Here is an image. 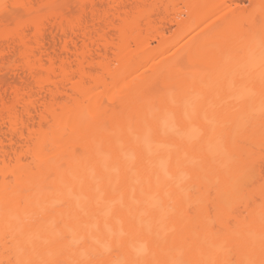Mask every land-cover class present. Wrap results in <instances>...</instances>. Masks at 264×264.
Instances as JSON below:
<instances>
[{
  "label": "bare ground",
  "instance_id": "6f19581e",
  "mask_svg": "<svg viewBox=\"0 0 264 264\" xmlns=\"http://www.w3.org/2000/svg\"><path fill=\"white\" fill-rule=\"evenodd\" d=\"M102 1L0 0L1 222L15 215V203L31 200L41 213L25 215L50 225L42 228L44 241L33 242L45 243L41 249L32 243L24 254L28 247L21 249L15 228L0 224L1 238L7 233L11 241L8 248L0 238V250L25 249L19 256L33 253L49 264H233L232 256L237 264H264V235L229 238L224 254L188 246L205 229L213 233L209 241L230 236L239 219L220 198L210 202L216 228L202 218L206 203L191 216L182 213L179 156L192 148L185 138L191 126L231 104L221 97L233 75L215 69L200 76L182 68L185 61L202 64L211 48L197 54L190 46L174 61L151 60V41L167 42L161 22L171 23L174 8L186 7L193 20L219 13L226 0H107L113 12L99 10ZM245 25L264 26V12L228 11L204 46L223 48ZM245 129L227 133L226 150L249 138ZM241 151L240 160L259 174L264 153ZM261 225L262 213L246 228Z\"/></svg>",
  "mask_w": 264,
  "mask_h": 264
},
{
  "label": "rangeland",
  "instance_id": "374dc122",
  "mask_svg": "<svg viewBox=\"0 0 264 264\" xmlns=\"http://www.w3.org/2000/svg\"><path fill=\"white\" fill-rule=\"evenodd\" d=\"M212 1L217 0H204L206 3ZM106 2L107 0L98 2V9L105 12L109 8L113 12L114 9L110 6L108 7ZM226 3L228 6L219 13L193 20L188 18L186 7L178 5L172 10L170 18L168 17L171 23H165V20L161 22L162 27L159 26L163 30L167 42L161 46L160 43L153 40L150 45V51L154 56V59H151L153 62L156 59L159 60L161 57H169L170 60L174 61L176 56L179 57L184 54L190 46L196 47L195 53L197 54L203 51L208 53L211 48L213 54L211 57H207V60L202 64L183 61L184 63L181 64L182 68L186 71H196L200 76L215 69H221L233 75L231 87L227 88L221 97L223 98V102L231 104L227 107L222 104L223 106L212 118H202L196 126L190 127L189 134L191 137H186L185 142L187 143L186 147L192 148L183 150L179 156L180 169L177 174L179 182L186 187L182 200V213L184 216H191L198 205L206 203L207 209L204 210L202 218L205 221L213 222L212 224L215 226L214 219L217 212L213 210L210 202L215 198L218 200L220 198L225 205L224 207L226 209L231 208L232 213L237 215L240 220H237L238 222L233 221L229 237L209 241L207 236H210V233H212L210 232V228L209 230L205 229L202 237L190 239L191 243L188 246L191 248L203 247L208 252L222 249L223 254L228 249L229 238L235 239L243 235L253 237L264 235V227L262 225L250 227V229L248 228L249 230L246 228L247 222H252L261 213L264 215V199H261V196H264V168L260 167L262 171L259 170V174H254L250 170L251 167L246 165L245 159L240 160L239 158V155H245L241 151L243 148H250L252 153L256 154L259 152L264 153V26H256L251 30L245 25L244 28L246 29L240 30L239 33H230L228 39L222 45L223 48L216 49L213 45L211 47L204 46V41L209 36L210 30L214 27L213 25L219 17L224 16L230 10L242 12L243 15L253 14L257 16L264 12V2H259L258 0H226ZM70 6L74 10L70 14H75L77 10L73 2H71ZM126 9H130L129 6ZM110 33L114 37L113 33ZM179 36L180 38H178ZM218 99L220 97H217ZM214 106H219V104H214ZM214 106L202 111V116L210 115L215 108ZM243 126L246 128L245 130L249 138L247 140L238 139L237 142H234L230 151L226 150L230 146L225 141L227 133L230 130H236L240 133ZM256 141H258V144H256ZM208 169L211 170L209 171ZM212 172H216L218 176L213 177L211 175ZM245 197L247 202L246 210H244L245 207H242ZM29 201L28 204L25 203L28 202L25 200L21 201V204L15 203L14 206H17V209L13 207L16 209L13 210L15 215L13 214L14 216L7 218V225L9 226L6 225L7 222L3 223L7 228L10 225L15 228L16 232H14V235L15 233L16 235L19 234V240L18 238L17 240L20 241L16 242H18L19 246L22 245L23 247L24 245L28 249H24V253L22 250L18 252L15 248L16 254L11 252L13 249L8 251L11 241H9L10 236H7L8 234L5 233L6 237L1 238L0 236V238L2 241L9 237V239L5 240L8 243V248H4V251L0 250V264H49V261H47L49 258L41 259L38 254V259L36 257V260L32 256L33 253L27 254L26 256L28 257L25 262H23V258H26V256H19V254L21 255L20 252L26 254L27 251L28 253L29 247L32 246L33 242H43L46 234L42 228L45 226L50 227L47 224L49 221L36 215L41 213L39 210L36 211L38 208L35 210L37 205H33L31 200ZM19 205H21V210L27 209L24 214L23 211H18ZM33 206L34 209H32ZM28 210H35L36 214L31 213L28 217L26 216L28 213L25 215ZM20 213L25 215V221H22L24 218L21 219ZM1 219L2 217H0V224H2ZM3 220L5 221V218ZM0 227L2 226L0 225ZM211 231H214V227ZM16 242L13 244L16 245ZM44 244H38L40 245L39 247L33 243V247L36 246L41 249ZM14 245L12 246L13 248L16 247ZM17 255L22 258L23 261L20 258L22 262L17 259ZM222 258H224L223 255L220 259L222 260ZM231 262L233 264L238 263L235 256L231 257Z\"/></svg>",
  "mask_w": 264,
  "mask_h": 264
}]
</instances>
